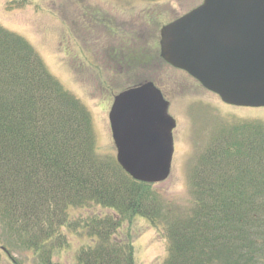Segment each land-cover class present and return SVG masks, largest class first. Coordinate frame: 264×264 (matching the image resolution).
Wrapping results in <instances>:
<instances>
[{
    "label": "trees",
    "instance_id": "1",
    "mask_svg": "<svg viewBox=\"0 0 264 264\" xmlns=\"http://www.w3.org/2000/svg\"><path fill=\"white\" fill-rule=\"evenodd\" d=\"M94 137L85 105L26 38L0 25V220L9 235L50 261L56 233L85 207L93 214L76 226L88 237L78 264H137L131 235L116 234L138 216L166 239L161 264H264L260 119L218 131L191 176L195 201L186 211L168 209L155 184L103 160Z\"/></svg>",
    "mask_w": 264,
    "mask_h": 264
},
{
    "label": "rangeland",
    "instance_id": "2",
    "mask_svg": "<svg viewBox=\"0 0 264 264\" xmlns=\"http://www.w3.org/2000/svg\"><path fill=\"white\" fill-rule=\"evenodd\" d=\"M200 1L0 0V25L26 38L48 71L91 113L95 149L103 160L117 161L108 110L115 91H122L123 84L132 79L125 75L135 68L139 81L162 80L158 84L166 92L171 105L169 112L177 120L174 132L176 151L170 176L156 188L163 195L162 204L175 211H186L193 205L191 176L220 129L239 119H260L264 123V107L226 105L218 95L204 89L185 71L172 68L161 60L158 46L160 28ZM103 17L108 19L107 23L101 22ZM139 19L151 22L154 57L149 65L141 63L133 68L131 63L145 60L146 53L141 51L145 56H138V52L128 51L126 47L122 52H114L113 35L116 33L111 32L109 25L110 22L124 24ZM113 53L129 58L127 62L131 65L119 66L111 58ZM105 66L113 70L108 73ZM106 76L109 77L105 79ZM102 90H105L103 95H98ZM95 209L104 213L102 208H91ZM90 214H93L90 208L85 207L72 211L71 229L66 233H56V243L50 251L52 262L42 253L23 246L22 240L16 236L9 235L0 220V264H13L1 246L9 247L17 264H78L76 255L88 237L85 235L87 231L76 226H83L81 221H86ZM122 224L116 235L124 236V239L127 233L131 235L136 263L161 264L167 257V242L163 234L142 216L131 222L123 220Z\"/></svg>",
    "mask_w": 264,
    "mask_h": 264
},
{
    "label": "water",
    "instance_id": "3",
    "mask_svg": "<svg viewBox=\"0 0 264 264\" xmlns=\"http://www.w3.org/2000/svg\"><path fill=\"white\" fill-rule=\"evenodd\" d=\"M161 56L224 103L264 107V0H203L161 29ZM153 82L114 97L109 115L117 161L134 180L171 173L176 120Z\"/></svg>",
    "mask_w": 264,
    "mask_h": 264
},
{
    "label": "flooded vegetation",
    "instance_id": "4",
    "mask_svg": "<svg viewBox=\"0 0 264 264\" xmlns=\"http://www.w3.org/2000/svg\"><path fill=\"white\" fill-rule=\"evenodd\" d=\"M149 36H147V38H148ZM151 53H152V51H151ZM151 53H149L148 52V54H151ZM152 55V54H151ZM104 69H107V72L108 71H110L112 68L110 67H107V66H105L104 67ZM4 252H6L7 253V255H8V257L10 258V260H11V262L13 263V264H17V261H15L13 258H12V256L11 255H9V253L5 250Z\"/></svg>",
    "mask_w": 264,
    "mask_h": 264
}]
</instances>
